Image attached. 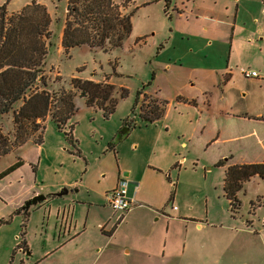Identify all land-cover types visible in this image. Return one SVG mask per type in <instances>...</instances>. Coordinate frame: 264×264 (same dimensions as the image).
Returning <instances> with one entry per match:
<instances>
[{
	"label": "rangeland",
	"instance_id": "rangeland-1",
	"mask_svg": "<svg viewBox=\"0 0 264 264\" xmlns=\"http://www.w3.org/2000/svg\"><path fill=\"white\" fill-rule=\"evenodd\" d=\"M127 1L129 5L126 12L133 14L132 31L121 47L106 53L81 46L71 49L66 55L60 43L67 0H0L1 5L7 4L8 13H17L31 2L46 7L51 18L49 28L52 36L44 70L49 80L48 90L55 93L57 99L64 92L72 93L74 106V113L64 129L59 130L56 123L48 118L44 122L40 144L29 140L0 157V174L21 162L16 170L0 179V224H9L10 229L17 227L18 230H21L22 224H40L42 211L33 213L30 221H24L23 214L11 210L29 190L43 193L55 190L53 193L57 194L64 188L59 186L62 183H77L78 186L82 185L80 192L84 198L92 191L101 190L107 182L111 183L117 177L118 160L124 168L135 171H140L144 161L159 163L164 155L159 149L153 151L156 141L161 146L170 144L169 150L176 153L178 165L173 168L176 173L171 176L173 182L165 179L170 184L167 198V193L162 191L157 181L149 177L145 179V183L156 184L155 187L147 185L143 191L145 205L166 204L164 212L169 215H173L175 206L187 217L196 220L186 224H264V184L258 178L244 184L239 194L241 209L235 216L230 213L223 194L224 169L215 167L214 163L222 149H237L240 143L224 141L225 136L221 138L222 141L214 143L216 130L211 133L208 124L211 120L215 126L214 123L222 119L217 114L218 109L231 107L233 111H243L250 117L248 120L235 119L232 122L239 126L236 128L242 135H249L261 126L254 120V115L260 114L264 118V81L247 79L242 73L256 71L261 78L264 76V43L261 44L255 36L238 34L239 44L231 58L233 76L226 88L221 84L225 96L223 100L215 96V110L210 112L205 98L200 95L193 98L194 102L187 101L192 93L189 87L193 82L189 81L191 71L170 66L168 61L182 55L180 48L185 44L178 43L174 51L168 47L175 44L171 17L176 13L174 1L169 6L164 0ZM246 1H239L240 25L251 24L250 5ZM180 2L177 0V4ZM262 9L264 5H260L251 18L252 21L254 18L259 21V27L264 23ZM120 10L125 12L123 8ZM248 39L250 44L245 45ZM73 78L107 82L115 86L116 92L125 89L127 95L123 99L118 98L114 112L104 117L101 110L86 106L85 101L72 89ZM139 90H142V95L138 104H135ZM143 95L165 103L164 117L152 124L143 123L140 118ZM127 120L134 124L133 130L117 145L118 152L115 155V151L108 148L109 144L113 143V138L121 132ZM69 128L72 130L73 142L67 137ZM0 131L12 139L14 125L11 113L0 117ZM138 144L139 151L135 149ZM173 186L177 189L175 202ZM68 190L67 195L59 198L81 199L76 189ZM249 193L259 197L261 205L255 214L251 212ZM32 208L31 214L34 212ZM50 224H56L55 218L51 219ZM159 224H163V221ZM257 228L264 238V227ZM257 250V264H264L260 245Z\"/></svg>",
	"mask_w": 264,
	"mask_h": 264
},
{
	"label": "crops",
	"instance_id": "crops-1",
	"mask_svg": "<svg viewBox=\"0 0 264 264\" xmlns=\"http://www.w3.org/2000/svg\"><path fill=\"white\" fill-rule=\"evenodd\" d=\"M173 1L176 13L171 17L174 25L172 38L175 39V44L172 43V46L168 47L170 51L171 49L174 51L178 43L185 44L180 48L183 54L168 59L169 64L191 71L189 81L193 82L189 87L192 93L187 101L194 102L193 98L200 95L205 98L212 112L215 110L213 103L215 96H218L219 100H223L225 96L221 84L226 88L233 76L231 58L239 44L238 34L255 36L261 44L264 43V23L262 22V27H259L257 25L259 21L256 18L253 21L251 19L259 6L264 5V1H246L250 5L249 20L253 26L250 23L240 25L238 21L240 0H181L179 4L177 0ZM262 11L264 18V9ZM176 39L179 41L176 42ZM249 39L248 42H244L245 45L250 44ZM258 80L264 81V76L262 78L260 76ZM230 108L218 109L217 114L222 119L215 122V126L211 120L208 124L211 133L216 130L214 143L222 141L221 138L225 136L224 141L240 144L237 149L232 147L222 149L214 164L227 157L230 158L229 165L262 162L264 118L260 114L254 115V120L261 123V126L255 128L249 135H242L236 128L239 126L232 122L236 121L235 119L248 120L250 117L243 111H233ZM131 130L133 127H130L124 138L117 143H114L116 136L113 138L115 155L118 152L117 145L128 137ZM156 142L153 151L160 150L164 155L162 161L153 164L140 160L142 167L140 171H135L124 168L121 161L115 158L118 160L117 177H114L111 183L107 182L101 190L88 193V197H82L80 192L82 185L66 182L59 185L64 186L61 190L66 189L68 194V189H76L75 192L81 199L59 198L54 195L55 190L48 193L29 190L24 193L11 210H18L34 196L42 195L45 200L29 207L28 210L29 221L33 213L40 211L42 220L40 224H25L23 238L20 236L22 225L21 230H18L17 227L10 229L9 224H0V263L257 264L259 245L261 254H264V238L257 227H264V224H186L196 220L187 217L175 206L176 210H172L173 215H169L164 212L166 204L147 206L143 203L145 202L143 191L147 185L156 186L154 182L145 183V179L149 177L157 181L162 191L167 193V198L170 192L168 182H173L171 176L176 174L173 168H177L178 165L176 153L169 150L170 144L161 146ZM136 148L140 150L139 144ZM122 178L128 181L129 193L134 195L136 206L118 221V213H114L105 205L104 196L106 192L114 189ZM255 178L258 177L252 179ZM135 186L137 190L134 194ZM173 187L175 189L176 186ZM176 191L177 189L174 190V202L177 199ZM247 195H250L251 212L255 214L261 205L259 197L250 193ZM30 208L34 210L32 214ZM52 218H55L56 224H50ZM160 221H163V224H159ZM22 240L25 241L26 250L14 253Z\"/></svg>",
	"mask_w": 264,
	"mask_h": 264
},
{
	"label": "trees",
	"instance_id": "trees-1",
	"mask_svg": "<svg viewBox=\"0 0 264 264\" xmlns=\"http://www.w3.org/2000/svg\"><path fill=\"white\" fill-rule=\"evenodd\" d=\"M164 1L169 6L172 0ZM128 5L127 0H67L60 43L63 52L67 55L73 48L86 46L90 50L99 49L107 53L121 47L132 31L133 14L126 12ZM50 25L51 18L46 7L36 2L25 5L17 13H8L6 3L0 5V117L11 113L14 125L12 139L0 131V157L29 140L40 144L46 119L55 122L62 130L74 113L72 93L64 92L57 99L55 93L48 90L49 80L44 70L52 46ZM71 87L86 106L101 110L104 117L114 112L118 98L123 99L127 95L125 89L116 92L115 86L107 82L73 78ZM141 95L142 90H139L135 104H138ZM165 106V103L143 95L140 106L143 123L152 124L164 117ZM123 127H134V124L127 120ZM67 137L73 142L71 128ZM108 148L113 150L114 145L110 143ZM229 160L227 157L214 166L225 169L223 193L230 213L235 216L241 209L239 194L244 184L254 177L264 184V160L243 165H229ZM20 165L21 162H17L0 174V179ZM28 210L22 206L16 213L23 214L26 221ZM24 229L25 224H22L21 238ZM19 249L26 250L24 240L14 253Z\"/></svg>",
	"mask_w": 264,
	"mask_h": 264
},
{
	"label": "built area",
	"instance_id": "built-area-1",
	"mask_svg": "<svg viewBox=\"0 0 264 264\" xmlns=\"http://www.w3.org/2000/svg\"><path fill=\"white\" fill-rule=\"evenodd\" d=\"M243 76L247 79H259L260 76L255 71H244ZM137 187H134L135 194ZM105 205L114 213H118V221H121L124 216L130 212L135 206L134 195L129 193V183L125 178L118 181L114 189L105 193ZM174 210L176 208L174 207ZM22 250L19 249V252Z\"/></svg>",
	"mask_w": 264,
	"mask_h": 264
},
{
	"label": "water",
	"instance_id": "water-1",
	"mask_svg": "<svg viewBox=\"0 0 264 264\" xmlns=\"http://www.w3.org/2000/svg\"><path fill=\"white\" fill-rule=\"evenodd\" d=\"M128 131H129V128L128 127H123V129L121 130V132L114 139V143H117V142L121 141L124 138V136L128 133ZM66 194H67V190L66 189H63L59 193L54 194V195L60 197V196L66 195ZM44 200H45V197L42 196V195L34 196L31 200L27 201L24 204V207L25 208H29L31 206H35V205L41 203Z\"/></svg>",
	"mask_w": 264,
	"mask_h": 264
}]
</instances>
